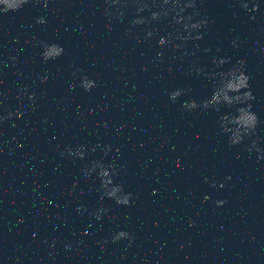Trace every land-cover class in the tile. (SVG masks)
Here are the masks:
<instances>
[{"label": "water", "instance_id": "95a60500", "mask_svg": "<svg viewBox=\"0 0 264 264\" xmlns=\"http://www.w3.org/2000/svg\"><path fill=\"white\" fill-rule=\"evenodd\" d=\"M0 264H264V0H0Z\"/></svg>", "mask_w": 264, "mask_h": 264}]
</instances>
